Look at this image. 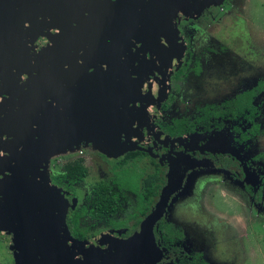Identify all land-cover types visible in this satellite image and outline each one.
<instances>
[{
    "label": "rangeland",
    "instance_id": "1",
    "mask_svg": "<svg viewBox=\"0 0 264 264\" xmlns=\"http://www.w3.org/2000/svg\"><path fill=\"white\" fill-rule=\"evenodd\" d=\"M181 5L172 3L167 8L173 43L163 49L157 42L130 57L128 77L131 73L133 80L139 78L138 85L128 84L87 106L99 112L90 111L89 121L102 136L115 130L111 144L87 136L77 143L59 144L43 156V186L67 204V214L90 205L93 186L99 181L118 193L121 207L115 214L80 219L87 229L81 246L97 254L94 264H177L193 255H199L202 264H264V203L254 201L245 190L249 185L255 195L264 189V92L254 100L259 132L245 142H237L235 131V126L249 127L241 119H224L222 130L198 126L196 133L182 139L169 137L159 126L175 118H193L198 108L230 99L264 80V0H191L186 10ZM155 40L163 41L164 36ZM187 64V75L176 93L172 75ZM145 96L147 103L142 101ZM168 98L171 104L163 109ZM66 133L59 126L51 136ZM135 149L146 151L138 169L147 174L158 166L162 176L159 195L146 216L139 214L136 194L120 186L121 176L113 169L116 158ZM209 154L236 158L244 169L243 178L237 168H218ZM80 156L90 167L88 176L55 179ZM160 219L172 227L170 245L156 236ZM112 221H125L128 226L115 227ZM1 225L0 264H23L22 236L5 220ZM73 242H77L74 236ZM171 247L180 248L185 257L172 256ZM38 260V255L31 256L27 264Z\"/></svg>",
    "mask_w": 264,
    "mask_h": 264
},
{
    "label": "water",
    "instance_id": "2",
    "mask_svg": "<svg viewBox=\"0 0 264 264\" xmlns=\"http://www.w3.org/2000/svg\"><path fill=\"white\" fill-rule=\"evenodd\" d=\"M190 1L28 0L23 14L27 0H0V226L22 236L23 264L34 255L35 264H94L86 238L70 230L67 204L43 186V156L87 136L112 141L115 130L102 136L89 121L99 112L87 106L138 85L130 57L172 44L167 8ZM59 126L68 133L52 137Z\"/></svg>",
    "mask_w": 264,
    "mask_h": 264
},
{
    "label": "trees",
    "instance_id": "3",
    "mask_svg": "<svg viewBox=\"0 0 264 264\" xmlns=\"http://www.w3.org/2000/svg\"><path fill=\"white\" fill-rule=\"evenodd\" d=\"M188 71V64L181 69L177 70L171 78V88L174 92L180 91V84L186 77ZM264 88V82L258 83L255 87L246 91L234 95L231 99L222 101L218 104H209L204 107H200L197 110L199 114L194 117L193 121L188 119H175L172 124L167 122L161 123V127L169 135L181 134L183 132L194 131L197 125L203 124L207 128L212 122H216L218 118L235 119L238 116L243 117L245 120L251 122V126L248 129V134H242L244 139L250 138L259 132L257 123L254 121V117L258 113L257 107L254 104L255 98L262 92ZM171 104V99H167L162 104V108H166ZM219 127L221 125L219 124ZM140 151H128L125 157L118 158L113 164V169L120 177V186L125 189L131 190L136 194V206L141 213H144L152 201V195L159 191L162 176L159 171L151 172L144 177L143 169H138L136 158L139 156ZM134 162L131 166H126L128 163ZM222 162V161H221ZM223 165H229L231 162H222ZM67 173H64L58 177L57 180H61L65 176H71L72 178H83L89 175L90 167L85 163L83 156L78 157L75 160H71L66 164ZM120 169L122 171H120ZM132 178L130 179V177ZM69 188L72 185L68 184ZM261 193V195H263ZM259 194L258 198L261 196ZM121 207V202L116 190H114L108 183L99 181L93 186V199L89 206L82 205L78 208L72 209L67 215V221L71 232L79 239L87 238V229L80 225V219L83 215H88L92 218L99 219L115 214ZM115 225L120 224L119 221L114 222ZM163 230H166L167 236L165 240L170 242L174 241L173 232L169 226H160ZM178 250V249H177ZM178 264H202L199 255L192 256L191 259H180Z\"/></svg>",
    "mask_w": 264,
    "mask_h": 264
},
{
    "label": "flooded vegetation",
    "instance_id": "4",
    "mask_svg": "<svg viewBox=\"0 0 264 264\" xmlns=\"http://www.w3.org/2000/svg\"><path fill=\"white\" fill-rule=\"evenodd\" d=\"M260 82H264V80H261V81H259L258 83H260ZM257 83V84H258ZM256 84V85H257ZM255 85V86H256ZM262 92H264V88H263V90H262ZM261 92V93H262ZM177 93V92H176ZM231 99V98H230ZM227 100H229V99H227ZM225 101V100H224ZM165 102V101H164ZM163 104V103H162ZM162 106V105H161ZM206 106V105H205ZM169 107V106H168ZM168 107H166V108H168ZM204 107V106H203ZM166 108H163V109H166ZM256 116H257V114H256ZM256 116L254 117V121H255V118H256ZM182 118H185V119H188V121H193L194 120V117L193 118H187V117H182ZM182 118H175V119H182ZM175 119H172L171 120V122L169 123V122H167V123H169V124H172L173 123V121L175 120ZM218 119H222V121H217ZM217 120H216V122H212L210 125H209V128H207L205 125H203V124H200V125H197L196 127H195V129H194V131H192V132H183V133H181V134H176V135H169L168 134V132H166V131H164L163 130V128L161 127V123H163V122H161L160 124H159V126H160V128L162 129V131L165 133V134H167L169 137H174L173 139H176V138H183V136L184 135H187V134H194V133H196V131H197V127L198 126H202L203 128H204V130L205 131H210L211 130V128L213 127V126H215V127H217L219 130H222V128H223V120L224 119H228V118H218ZM243 120V121H245V122H247L248 124H249V127L247 128V129H245V130H243V129H241V128H239V127H237V126H235V131H237L238 133H239V136L237 137V142H245V141H247V140H249V138H247V139H244V137L242 138V134H245V135H247L248 134V129L250 128V126H251V122H249V121H247V120H245L243 117H241V116H238L237 118H235V119H228V120H231V121H237V120ZM219 124L221 125V127H219ZM163 135V134H162ZM167 136V138H169ZM169 139H171V138H169ZM128 151H140V153H139V156L140 157H138V158H136L135 160H137V163H138V161H139V159L140 158H142L144 155H146V151H144V150H140V149H135V150H128ZM128 151H126L124 154H123V156H121V157H125V154L128 152ZM120 157V158H121ZM209 158H211L213 161H214V163L216 164V166L218 167V168H220V169H231V168H237V169H239V171H240V174H241V177L243 178V176H244V174H245V172H244V169H243V167H242V165L240 164V162L236 159V158H233V157H231V156H229V155H222V154H209ZM134 158H132L131 159V165L133 164V166L135 165L134 164V162H132V160H133ZM116 160H117V158H116ZM153 161V160H152ZM224 162V161H226V162H231V164H229V165H223L222 164V162ZM115 164V163H114ZM136 165H139V164H136ZM139 169H144V168H139ZM155 171H159V174L161 175V172H160V170H159V167L158 166H156V168L153 170V171H151V172H155ZM151 172H149V173H151ZM149 173H147V174H145L144 173V175H143V177L141 178L142 179V181L144 180V177L145 176H147ZM162 184V183H161ZM161 184H160V186H161ZM160 189H161V187L159 188V191L156 193V194H154V195H152V201L149 203V206H148V209L144 212V213H141L140 211H139V209L137 208V210H138V212H139V214H141L142 216H146V215H148L151 211H152V207H153V205H154V200H155V198L156 197H158V195H159V192H160ZM245 190L247 191V193L250 195V196H253V200L255 201H261V202H263L264 203V201H263V198H264V194L263 195H261V193H263L264 192V189L262 190V191H259L258 193H256L255 195L253 194L254 192H253V189L249 186V185H246V187H245ZM259 194L261 195L260 196V198L259 199H257L258 198V196H259ZM137 207V206H136ZM161 220V219H160ZM158 221V224H157V228H156V231H158V229H159V231H160V235H158V234H156V236L157 237H159L160 236V238H161V240H163L164 242H163V245H170L171 244V242L168 240H165V237L167 236V233H166V230H163V228H160V226H169V228L172 230V227H171V225L170 224H165V222H164V220H161V221ZM114 222H117L118 223V221H114ZM137 222V226H140V224H141V222L140 221H136ZM112 223V222H111ZM119 225L117 224V225H115L114 223H112L115 227H119V226H128V223L127 222H125V221H119ZM138 228V227H137ZM136 228V229H137ZM174 242V241H173ZM178 249V250H177ZM170 251L172 252V256H174V255H177V256H184L185 257V255L183 254V253H181V254H179L180 253V248H178V247H171L170 248ZM193 256H195V255H193ZM191 257L192 256H188V258L189 259H191ZM200 257V256H199ZM181 259H183V258H181ZM201 259V258H200ZM180 260V259H179ZM178 260V261H179ZM178 261H177V264H178ZM202 261V260H201Z\"/></svg>",
    "mask_w": 264,
    "mask_h": 264
}]
</instances>
